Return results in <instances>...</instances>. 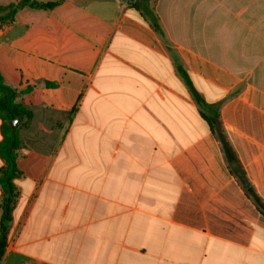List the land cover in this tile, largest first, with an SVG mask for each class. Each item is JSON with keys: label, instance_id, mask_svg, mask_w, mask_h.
<instances>
[{"label": "crops", "instance_id": "crops-1", "mask_svg": "<svg viewBox=\"0 0 264 264\" xmlns=\"http://www.w3.org/2000/svg\"><path fill=\"white\" fill-rule=\"evenodd\" d=\"M21 1L58 5L0 30L33 113L1 264H264V0Z\"/></svg>", "mask_w": 264, "mask_h": 264}, {"label": "trees", "instance_id": "trees-1", "mask_svg": "<svg viewBox=\"0 0 264 264\" xmlns=\"http://www.w3.org/2000/svg\"><path fill=\"white\" fill-rule=\"evenodd\" d=\"M57 5L58 3L21 1L18 4L0 7V23L6 24L7 22H13L16 15L27 7L37 10H51ZM145 15L152 28L158 34L163 35L157 17L151 11H146ZM190 87L197 104L201 108L205 107L206 104L202 97L192 85H190ZM24 93L25 92H18L6 85L4 78L0 73V117L6 122L3 128L4 140L0 145V156L5 163L0 172V186L2 189V198L0 202V264L2 263L5 254L10 226L13 221V212L19 195L15 180L20 175L17 165V152L20 148V144L16 133L17 128L12 126V122L15 121L28 125L33 120V113L22 105L16 103L18 96ZM202 116L208 122L214 133L217 134L221 131L216 111L212 110L209 115L202 113Z\"/></svg>", "mask_w": 264, "mask_h": 264}, {"label": "rangeland", "instance_id": "rangeland-1", "mask_svg": "<svg viewBox=\"0 0 264 264\" xmlns=\"http://www.w3.org/2000/svg\"><path fill=\"white\" fill-rule=\"evenodd\" d=\"M5 26H6V24H1L0 23V30H4ZM19 126H20V123L19 122H15L13 127L18 129Z\"/></svg>", "mask_w": 264, "mask_h": 264}, {"label": "water", "instance_id": "water-1", "mask_svg": "<svg viewBox=\"0 0 264 264\" xmlns=\"http://www.w3.org/2000/svg\"><path fill=\"white\" fill-rule=\"evenodd\" d=\"M14 123H15V121H14V122H12V126H14Z\"/></svg>", "mask_w": 264, "mask_h": 264}]
</instances>
